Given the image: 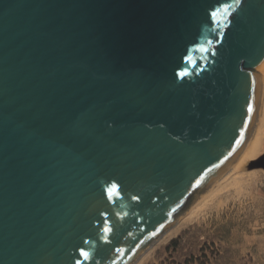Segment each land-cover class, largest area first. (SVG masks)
<instances>
[{
  "label": "water",
  "instance_id": "water-1",
  "mask_svg": "<svg viewBox=\"0 0 264 264\" xmlns=\"http://www.w3.org/2000/svg\"><path fill=\"white\" fill-rule=\"evenodd\" d=\"M263 63L264 0H0V264H130L234 166Z\"/></svg>",
  "mask_w": 264,
  "mask_h": 264
},
{
  "label": "rangeland",
  "instance_id": "rangeland-1",
  "mask_svg": "<svg viewBox=\"0 0 264 264\" xmlns=\"http://www.w3.org/2000/svg\"><path fill=\"white\" fill-rule=\"evenodd\" d=\"M261 146L259 156L264 139ZM243 172L239 185L225 184L228 190L224 185L202 201L200 214L181 220L175 233L150 245L137 264H264V170Z\"/></svg>",
  "mask_w": 264,
  "mask_h": 264
},
{
  "label": "bare ground",
  "instance_id": "bare-ground-1",
  "mask_svg": "<svg viewBox=\"0 0 264 264\" xmlns=\"http://www.w3.org/2000/svg\"><path fill=\"white\" fill-rule=\"evenodd\" d=\"M257 72L260 75V90H259V96L256 106L255 117L251 125L248 137L241 148V151L237 157L234 166L218 182H216L212 187H210L206 192H204L199 198L196 199L198 202L191 210H189L187 213L185 212L186 214H184V217H182L183 219L181 218L178 220L176 218L175 219L176 221L174 220L173 223H171L167 228H165L130 264H137L141 260L140 258L141 254L148 247H150V245H152L155 241L157 242L162 238L166 239V237L168 238L169 236L173 235L175 231L178 229V225L181 222V220H184L186 217L190 220L193 217L200 214L203 211V206H205V202L202 201L204 200L206 201V199L209 198V196L215 194L217 191H221L220 189L223 188L225 184L227 185L231 184L232 186V182H233L234 183L233 187H236L235 185H239L240 184L239 176H243L242 172L244 170L245 171L248 170L244 168V165L249 161L259 157V152L261 151V147H262L261 145L264 139V63L257 69ZM262 170L264 169L262 168ZM227 185L225 186L228 190Z\"/></svg>",
  "mask_w": 264,
  "mask_h": 264
},
{
  "label": "snow or ice",
  "instance_id": "snow-or-ice-1",
  "mask_svg": "<svg viewBox=\"0 0 264 264\" xmlns=\"http://www.w3.org/2000/svg\"><path fill=\"white\" fill-rule=\"evenodd\" d=\"M249 111H251V108H249ZM238 143H239V141H238Z\"/></svg>",
  "mask_w": 264,
  "mask_h": 264
}]
</instances>
